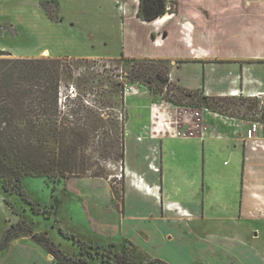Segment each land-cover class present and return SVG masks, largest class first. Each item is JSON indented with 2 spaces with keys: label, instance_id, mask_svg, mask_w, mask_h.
I'll return each instance as SVG.
<instances>
[{
  "label": "crops",
  "instance_id": "1",
  "mask_svg": "<svg viewBox=\"0 0 264 264\" xmlns=\"http://www.w3.org/2000/svg\"><path fill=\"white\" fill-rule=\"evenodd\" d=\"M41 1L0 0V26H37L38 22H42L40 26H63L64 36L76 39L82 49L68 54L74 57L118 58L123 53L128 57L167 59L170 81L208 96L231 95L234 91L236 95L232 96L252 97L263 88L261 26H250V33L244 26L245 34L239 41L246 47L241 54H217L209 47L208 26L183 21L188 17L181 10V0H169L176 6V12H167L152 21H144L137 15L139 0H57V22L48 18ZM212 1L191 0L206 12L215 10ZM123 3L126 14L120 18L124 27L132 26L135 19L151 24L149 35L144 36L149 47L126 54L121 51L115 56L107 52L102 35L78 29L73 19L79 26H86L87 15L118 12ZM89 19L90 23L99 22L95 15ZM128 28L127 35L132 40ZM96 40L101 46L90 50V42ZM83 45L90 51L84 50ZM181 46L193 50L192 56L183 58L179 53ZM160 100L153 91L139 89L128 90L124 95L125 133L126 126L133 123V136L130 144L128 135L124 136L126 168L122 198L118 200L108 179L102 177H69L56 184V189L61 185L70 196L83 197L89 231L81 234L72 222L71 232L101 244L128 239L141 249L133 240L134 233L146 241L159 232L162 239L176 241L181 255L192 250L201 256L205 248L208 252L225 254L223 264L244 260L264 263V250L258 246L264 238V121L240 120L201 108L184 114L173 106L176 113L172 116L174 109L167 107L166 114L171 111L170 118L176 121L174 127L167 125L163 134L152 136L150 127L154 122L164 127L154 118L152 110L154 105L161 106ZM185 116H192L193 123L185 121ZM133 176L141 189L131 186ZM248 222L254 225L249 227ZM119 235L121 240L115 241ZM101 236L108 240H101ZM31 239L20 236L9 240L0 249L7 259L3 264H57L52 255Z\"/></svg>",
  "mask_w": 264,
  "mask_h": 264
},
{
  "label": "trees",
  "instance_id": "2",
  "mask_svg": "<svg viewBox=\"0 0 264 264\" xmlns=\"http://www.w3.org/2000/svg\"><path fill=\"white\" fill-rule=\"evenodd\" d=\"M41 6L50 20L58 21L57 0H42ZM176 10L169 0H139L137 15L144 21H152ZM120 59L125 68L121 73L127 83L144 85L153 82L155 86L148 88L159 94H163L166 88L165 100L175 106H204L218 111L223 108L229 110L231 117L235 116L234 107H244L246 111L256 113L262 106L259 105L262 100L256 97L225 95L204 99L200 90L181 88L169 79L167 59L134 58L123 53ZM63 61L60 57H14L10 52L0 50V184L5 192L19 193L27 199L22 187L25 176L45 177L47 182L53 183V190L57 183L72 176H114L112 173L102 175L101 167L86 174L93 164L84 151L96 139L103 145L105 157L124 164L126 82L112 81L111 86L100 81L95 84L93 74H88L85 80L79 77L75 80L72 66ZM83 61L91 63L95 60L83 58ZM107 81L111 79L107 78ZM69 83L73 88L63 94V86H70ZM75 87L82 90L76 92ZM94 88L98 89L92 98H88L87 93ZM170 91H179L178 99H173L174 94ZM187 96L188 102L181 103ZM262 107L260 120L264 121V105ZM124 176L122 167L121 198ZM111 186L114 193H118L117 186L112 183ZM52 196L51 206L31 203L32 209L51 218L59 204V197L54 193ZM6 203L17 213L11 201ZM58 231L75 244L71 252L62 249L46 232H32L30 225L21 219L7 227L0 249L14 237L27 236L52 255L57 264H169L157 257H147L140 262L133 256L131 248L135 246L128 239L120 241L124 243L121 251H113L116 242L108 243L107 247L84 240L61 227Z\"/></svg>",
  "mask_w": 264,
  "mask_h": 264
},
{
  "label": "rangeland",
  "instance_id": "3",
  "mask_svg": "<svg viewBox=\"0 0 264 264\" xmlns=\"http://www.w3.org/2000/svg\"><path fill=\"white\" fill-rule=\"evenodd\" d=\"M211 4L214 6L215 10L213 12H206L205 9H199V6L195 3H192L191 0H181V10L183 14L188 17L185 20L183 19L184 22L188 23L189 21L194 26H208L210 36L209 39L211 40L209 47L212 49V51L217 54H228L232 52L241 54V51L246 47L239 41V38L245 34L242 32L244 26L248 28V33H250V26L262 27V42L264 48V0H213ZM124 5V3L120 4V7L117 9L118 12H109L107 15L94 14L96 19L99 18V22L94 21L90 23L89 18H92L94 15H87V22L85 24L86 26H79L76 23V18H74L73 20H75V26L78 29L86 28L88 31L96 33L97 35H102L103 42L106 43L104 47L106 48L107 52L114 54L115 56L120 55L119 53L121 51L126 54L129 50L138 52L143 48H148L149 44H146L144 41V36L149 35L148 30L150 32L151 24L149 26L148 22L143 21H140L141 23H139L135 19L131 21L132 26L129 28L124 27L125 25L122 23L120 18L121 15L125 16L126 14ZM195 14L198 15L196 16ZM63 17L68 18V16ZM33 22L36 23L35 20H33ZM41 24L42 22H38V24L36 23L37 26H0V50L8 51L14 57H60L64 60L63 62H67L72 66L71 70L75 80L76 77L85 80V78L89 77L88 74H93L96 78L95 84L100 81L101 83L104 82V85L111 86L112 81H125L126 84L124 95L128 92L127 88L129 90L139 89L140 91H151L148 86H155L153 82H146L144 85L138 83H127L125 75L121 73L125 71V68L120 57L98 58L94 59L95 61L91 63H87L84 62L83 58L81 57L68 55L70 52H79L82 50L81 47L76 43V39H72L70 36H64L63 26H40ZM129 25L130 21L128 22V26ZM127 28L131 29L132 40L128 38ZM133 35H135V37H133ZM99 46H101V42L98 40L90 42V50L94 47L98 48ZM123 46L124 48H122ZM82 47L84 50L90 51L86 46L83 45ZM211 49L209 50L211 51ZM192 52L193 50L186 49L184 46L179 47V53L183 58L191 57ZM107 78L109 80L111 79V81H107ZM69 84L70 86H63V94L69 93V89L73 88L72 83ZM104 85H101V87H104ZM132 85L135 86L132 87ZM82 86L83 84L81 83V87ZM81 87H75V91H81ZM97 89L98 88H94L93 91L87 93V97L92 98ZM165 90L163 94L161 93L162 96L157 92V90H155L154 93L165 99ZM179 91H175L173 93L170 91V94H174L173 99H178ZM201 96L204 99L208 97V95L202 93ZM188 99L189 96L182 99L181 103H187ZM261 100L262 102H259V105L263 106L264 99L261 98ZM130 101L132 103V100ZM175 105L176 104H168L167 106L169 109H171V111L174 109V111H172V116L177 111L175 107H173ZM262 106L258 108V112L256 113H254L253 110L246 111L244 107H234L235 109L233 110L235 112V116L233 118L245 121H259L262 117L260 114V112L263 111ZM180 107H183V109L186 111L185 113L188 114L192 113V111L198 108H201V111H203L204 106L192 107L186 105H177L178 109ZM207 109L219 115L231 117L228 115L229 110H224L223 108H220V111L211 108ZM171 111L167 114L169 117ZM125 135H128V144H130V140L133 136V123H129L128 127L126 126ZM102 146L96 139V141L90 144V146L84 151L85 155L89 157L90 162L93 164L86 174H90L91 171L97 169L98 167H101L100 172H102V175L112 173L114 176L109 178L104 177V179H108L110 185L112 183L114 186H117V198L119 200V197L121 196V177L118 178L116 175L121 172V165H123L122 167L125 173V162L124 164H121V162L118 160L115 161L110 157H105ZM128 148L129 154L132 155L131 145ZM130 155L128 158H130ZM133 177L134 181L132 182L131 186L133 185L135 188L141 189V185H138L135 181V176ZM52 184V182H47L45 177L42 176H25L22 179V187L26 193L27 199H25L19 193L5 192L0 184V242L3 241L7 227L11 223H16L21 219L30 225L32 232L41 233L44 231L50 236H53L55 240L52 237L51 238L66 252H71L73 248H75V244H73L71 240L63 237L60 234L58 227L71 232L70 229L73 227V222L76 225V228H74L76 231L80 232L81 234H87V231H89L90 228V223L84 211L85 208L82 202L83 197H79L76 194L75 196L68 195L65 191H63V186L61 185L57 189L53 190ZM53 193L59 197L61 203H59V206L55 209V211H53L51 218H48L42 211L35 212L32 209L31 203H39L40 205L51 206L53 201ZM7 201H11L13 203V206H15L17 209V213L13 212V210L6 203ZM141 224L143 225V223ZM137 225L140 224L137 223ZM251 225H254V223L248 222V226L250 227ZM136 229H139V227L136 226ZM133 235L135 237L133 240L136 241L134 242L143 248H131L133 256L136 257V259L140 262L145 261L147 257H157L166 260L169 264L224 263L225 254L223 255V253H217L214 251L208 252L205 248V252H203L201 256H199L198 252H194L192 250L190 253L187 251L181 255L179 249L176 247V241L173 239H162L159 232L152 234V236L146 241L140 237L141 235L139 236L137 233H134ZM262 238L260 239L258 246L262 247V250H264V238ZM100 239L103 241L108 240L106 236H101ZM114 240L120 241L121 235H119V237H115ZM31 241H34V239H31ZM104 245L109 247L107 243ZM123 246V242H118L116 243V246L112 248L113 251H121ZM191 259L195 262H188V260ZM6 260L7 259L2 254V251H0V264H3ZM252 262L253 261L251 260H244L238 262V264H253ZM256 262L257 261L255 260V264H257ZM259 264L264 263L261 261Z\"/></svg>",
  "mask_w": 264,
  "mask_h": 264
},
{
  "label": "built area",
  "instance_id": "4",
  "mask_svg": "<svg viewBox=\"0 0 264 264\" xmlns=\"http://www.w3.org/2000/svg\"><path fill=\"white\" fill-rule=\"evenodd\" d=\"M124 89H125V85H124ZM164 89H166V88H164ZM127 90H129V89L127 88ZM232 95H236L234 91L231 92V95L230 96H232ZM263 96H264V82H263V88H262V90L256 96H252V97H257V98H260L261 99ZM168 104H171V103L167 102L163 97H161V106L159 107V106L154 105L152 107V110L154 112L153 113L154 114V118L157 119V120H159V121H161V124L164 126L163 128H161L160 126L156 125V123L154 122L151 125V127H150V132H151V135L152 136H158L160 134H163L165 131H167V130L164 129L165 127H167V125L168 126H171V127H174V124L176 123V121H173L166 114V112H167L166 109H167ZM179 109H182L184 111V114H187V113H185L186 111H185V109H183V107H180ZM203 111H209V110L207 108L203 107ZM184 119L189 124H192L193 123L192 116H190V117H186L185 116ZM194 126H195V124H194ZM183 135L184 136H187L186 133H184ZM120 170H122V166L120 167ZM116 176L118 178H120L121 177V172L118 175H116ZM139 179L142 180V177L140 176ZM145 189L147 191L150 190L149 187H145Z\"/></svg>",
  "mask_w": 264,
  "mask_h": 264
}]
</instances>
